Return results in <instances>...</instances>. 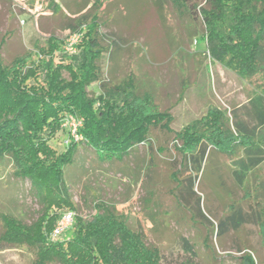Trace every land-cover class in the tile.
Masks as SVG:
<instances>
[{
    "label": "trees",
    "instance_id": "16d2710c",
    "mask_svg": "<svg viewBox=\"0 0 264 264\" xmlns=\"http://www.w3.org/2000/svg\"><path fill=\"white\" fill-rule=\"evenodd\" d=\"M171 1L202 23L211 58L243 79L258 74L264 77V0ZM66 27L69 34L82 32L78 52L66 61H55L63 41L53 34L45 47L39 40L32 47L39 52L37 61H32L33 50L28 48L6 59L4 47L16 30H7L0 40V161L11 163L14 178L31 181L32 193L40 204L39 214L31 222L9 211L0 212V251L26 246L35 251L32 264H164L161 250L147 243L144 230L132 227L115 205L94 197L91 218L80 215L66 176L67 167L79 160L81 152L92 157L94 151L98 159L105 160L101 164L113 163L149 142L151 129L167 127L172 116L152 110L150 95L142 99L137 94L133 73L114 84L101 79L103 59L107 55L111 58L114 48L103 42L98 14L91 17L85 13ZM97 81L101 88L98 94L89 90ZM73 115L83 121L78 131L83 138L68 139L66 149L60 150L52 139L65 118ZM206 117L210 135L195 132L200 124L197 121L195 130L188 128L180 136L191 150L184 159L186 174L178 180L177 189L178 198L194 217L211 223L196 185L211 164L220 177L218 163L210 156L215 144L216 150L224 152L226 139H233L232 145L239 143L242 149L241 156L232 159L233 175L241 185L264 162V86L231 110L229 126L218 109H211ZM64 206L76 213L73 233L64 241H53L49 234L58 221L53 208ZM249 207L252 213L240 204L233 205L219 218L216 229L212 224L215 235L236 230L255 216L264 228V203ZM240 262L255 264L251 254L240 257Z\"/></svg>",
    "mask_w": 264,
    "mask_h": 264
},
{
    "label": "rangeland",
    "instance_id": "374dc122",
    "mask_svg": "<svg viewBox=\"0 0 264 264\" xmlns=\"http://www.w3.org/2000/svg\"><path fill=\"white\" fill-rule=\"evenodd\" d=\"M85 13L100 16L103 42L114 48L111 58L103 59L101 79L114 84L133 73L137 94L142 99L150 95L152 110L172 117L167 127L151 129L149 142L118 161L107 162L110 165L101 164L105 160L98 159L94 151L92 157L87 151L79 154V160L67 167L66 179L80 215L91 218L94 197L115 205L132 227L144 230L147 243L161 250L164 264H241L240 257L246 254L253 256L255 264H264V228L256 216L222 236H216L212 228L213 224L216 229L219 218L233 205L240 204L252 213L249 204L257 207L258 202L264 203V162L241 185L232 172V159L242 154L240 144L233 146L234 140L226 139L224 152L213 144L210 158L217 161L220 177L211 164L195 188L203 197V210L211 223L194 217L178 198L177 189L178 180L186 174L184 159L191 150L180 137L183 132L195 130L200 121L195 132L210 135L205 123L211 109L221 111L229 126L231 110L260 92L264 77L258 74L243 79L211 58L202 23L171 0H0V40L7 30H16L4 47L6 59L26 47L32 49L37 40L45 47L53 34L63 41L55 61H66L70 56L65 52L70 33L66 25ZM32 50L31 59L37 61L39 52ZM99 83H92L89 90L100 93ZM73 117L81 122L79 131L83 121ZM71 138L70 127L63 123L52 144L64 150ZM12 170L8 160L0 161V212L9 211L31 222L37 218L40 204L31 181L14 178ZM53 210L58 212L56 225L65 213L76 215L66 206ZM74 222L60 237L53 236L54 228L49 239L70 237ZM34 258L35 251L26 246L0 251V264H32Z\"/></svg>",
    "mask_w": 264,
    "mask_h": 264
},
{
    "label": "built area",
    "instance_id": "2783aa9c",
    "mask_svg": "<svg viewBox=\"0 0 264 264\" xmlns=\"http://www.w3.org/2000/svg\"><path fill=\"white\" fill-rule=\"evenodd\" d=\"M81 38V33L80 32H74L68 35L66 42H65V52L68 55H73L78 52V47L77 44ZM81 124L80 121H78L76 118L73 116H69L65 119L64 126L65 127H70L71 129V136L74 140H80L83 138L81 134L78 133L77 128ZM68 142V140H67ZM74 213L69 211L65 213L58 224L56 225L53 236L54 237H60L62 236L68 228H70L74 222Z\"/></svg>",
    "mask_w": 264,
    "mask_h": 264
},
{
    "label": "crops",
    "instance_id": "0c3cea01",
    "mask_svg": "<svg viewBox=\"0 0 264 264\" xmlns=\"http://www.w3.org/2000/svg\"><path fill=\"white\" fill-rule=\"evenodd\" d=\"M25 42V41H24ZM36 43V41L34 42V44ZM34 44L32 45V47L34 46ZM26 48H28V47H26Z\"/></svg>",
    "mask_w": 264,
    "mask_h": 264
}]
</instances>
